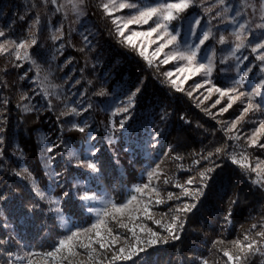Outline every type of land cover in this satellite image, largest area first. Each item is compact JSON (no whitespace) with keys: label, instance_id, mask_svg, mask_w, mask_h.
I'll return each mask as SVG.
<instances>
[{"label":"trees","instance_id":"1","mask_svg":"<svg viewBox=\"0 0 264 264\" xmlns=\"http://www.w3.org/2000/svg\"><path fill=\"white\" fill-rule=\"evenodd\" d=\"M100 5V0H84L85 13L80 17L69 0H57L56 4L45 0H0V30L6 33L0 43L29 38L30 25L39 18L38 27L32 29L38 46L28 50L39 65L38 77L31 60H16L10 53L0 55V193L6 196L0 201V264H29V260L33 264H59L44 254L53 251L59 240L72 231L96 221L89 207L104 206L97 200L82 201L80 196L87 192L116 203H124L132 195L141 198L134 188L149 183L148 173L157 164L162 175L151 183L165 202L150 205L155 217L159 219L162 213L170 217L185 203H196V207L182 216L185 226L179 231L180 239L148 247L131 260L117 264H201L205 259L209 264H228L224 251L237 254L238 250L227 242L242 240L244 235L255 237L264 223V187L252 183L257 174L229 159L231 154L245 152L252 167L264 161V148L247 146L252 116L244 117L231 133L226 132L225 127L238 115L237 104L219 114L220 105L213 107L210 100L200 103L202 99L194 93L188 95V86L177 91L164 76L168 65L155 61L150 65L139 55L138 48L126 44ZM191 12L188 8L180 18ZM56 28H61L62 36L53 41ZM215 50L218 54L219 47L215 46ZM218 58L216 55L212 77L225 86L231 85L222 76ZM247 61L240 63V70H247ZM256 68L252 66L253 71L243 80L245 91H251L264 78ZM239 73L240 79L242 72ZM37 79L41 83L34 82ZM136 87L141 91L129 112L113 115ZM41 88L47 90L48 99ZM100 92L104 95H98ZM25 93L28 99L22 100ZM256 99L264 105V99ZM72 106L80 111L79 116H60ZM256 113L264 115V107ZM125 116L127 120L121 128L120 121ZM72 123L85 131L69 130ZM257 143H264V132ZM221 146H226L227 155L201 159ZM77 160L94 162L97 171L78 166ZM196 160L200 162L195 164ZM215 165L219 167L209 174L205 194L199 201L181 195L176 183L184 184L189 177H197V183L189 186L195 189L199 173ZM23 169L31 173V179L15 175ZM165 178L171 183L165 184ZM33 183L47 199L35 194ZM168 193L180 199L168 200ZM142 199L147 200V196ZM232 199L238 202L231 206L232 215L226 222ZM50 200L59 201V213ZM140 222L166 236L151 220ZM253 224L257 227L252 228ZM112 227L130 237L124 229L114 224ZM217 240L226 243L214 247ZM80 251L79 259L87 264V254ZM247 264H264V255L248 257Z\"/></svg>","mask_w":264,"mask_h":264},{"label":"snow or ice","instance_id":"2","mask_svg":"<svg viewBox=\"0 0 264 264\" xmlns=\"http://www.w3.org/2000/svg\"><path fill=\"white\" fill-rule=\"evenodd\" d=\"M45 2L56 4L57 0H45ZM79 2L83 3V0H79ZM194 3L195 0H149L147 3L144 2V0H107V2H103L100 6L104 13L110 17L113 16L114 12L123 9L136 10L135 15L127 18L119 16L114 17L112 23L116 25L118 35L123 37L124 42L134 49L137 48L134 37H143L147 40V46L141 43L137 50L139 55L147 60L150 65L154 59L160 57L161 53L164 52L166 48L171 46L173 50L165 53L163 59H160L159 62L165 65L173 61L184 62L181 66H178L175 69L176 73H186V75L183 76V80H180L179 84L177 83L179 77H177V79H172L174 75L173 72L169 71L164 73V76L169 79V83L175 87L177 91L183 90L181 85L191 76L197 74H211L216 50L215 48L207 49V41L212 39L220 45H228L229 36L234 37V42L228 51V56H225L221 60V63L227 62L230 58H235L238 62L236 67L242 72V76L240 79L234 81V86L231 88H214V90L219 93L220 97H228L227 106L222 107L219 114L227 112L235 101L241 100L242 98H246L247 100V106L243 109L241 116L237 118V120L231 122L230 126L225 127V131L231 133L237 128V125L244 119L247 113L250 111H258L264 107V105L254 102L257 96L264 99V78H261L259 83H257L251 91H245L243 80L244 78L249 77V74L253 69L252 67L246 66L247 70H240L239 64L244 60H247L248 57L245 56L241 58L236 55L241 49L251 46V52L255 54V59L260 62L258 65L260 73H264V0H257V3H242L243 7H250L253 9V15L257 12L259 13V20L261 22L255 23V29L261 30L262 38L254 44H252V41L248 39V35L246 34L249 33V25L254 21L244 19L247 14L242 12L240 8H234L227 5L225 0H217V6L222 8V11H217L212 19H219L222 24L231 25L232 28L229 32V36H226L221 32L217 38L211 28L207 30L200 29L201 21L199 18H196L194 23H191L187 30L184 31L185 37H191L194 39H184L182 42L179 41L178 38L181 36V30L170 29V26L173 21L180 19V14L185 12V10L191 7ZM73 7L76 8V5L74 4ZM59 10L60 8L57 7V11ZM206 11H211V9H206ZM229 11H232L233 15L228 16L227 14ZM20 19L23 20L24 17L21 16ZM149 21H153L155 26H150L148 31L133 32L131 35L125 36L124 30L128 29L130 24H148ZM38 25L39 18L37 17L33 24L30 25L29 38L23 39L19 42L5 39L4 42L0 43V55L10 53L15 55L16 60H31V62L36 65L37 77L39 76V65L36 64L35 60L31 59L28 50L38 46L35 33L32 31V29L37 28ZM198 29L200 30L198 31ZM224 31H228V28L226 27ZM154 34L155 38H153ZM5 36L6 33L3 30H0V37ZM61 36V28H56L52 39L53 41H56L60 39ZM84 39L87 41L88 37L86 36ZM158 41L160 43H158ZM246 41L248 42L247 44ZM181 43L183 46H181ZM152 44H157V47L151 53L152 59H149V56L146 55V53L148 52V46ZM61 47H63V45H61ZM209 52L211 54H209ZM204 61H207V63ZM16 66L19 67L20 65ZM26 75L27 73H25V76ZM46 78L47 77H45V79ZM21 79H24V77H21ZM34 82L41 83L39 79ZM76 83L79 84L80 81H76ZM142 83L143 81H141V84ZM205 83H210V81H206ZM200 87H202V85H196V88ZM140 91L141 88L136 87V89L128 96L127 102L122 106L117 107L113 115L128 113L129 109L134 105V98ZM193 91H195V89ZM211 91H213V89H209V92ZM41 93L44 95L45 99H48L49 94L45 88H41ZM98 95H104V93L100 92ZM188 95L191 96L192 92H188ZM21 99H28L27 93L22 95ZM204 99H208V97H204ZM77 103H79V101H77ZM200 103H203V100H201ZM219 103L220 100L218 99L216 104ZM89 107H91V105H89ZM213 107H215V104ZM48 108L49 110L52 108L51 100H49ZM25 110L28 111L31 109L26 108ZM84 111H87V109H84ZM205 111L207 112V109H205ZM72 115H80V111H78L75 106L67 108L66 111L60 113V116ZM164 118L165 116H161L162 120ZM181 119L183 120L185 118L181 116ZM126 120V116L121 119V128L124 127ZM69 130L84 132L85 128L80 127L76 123H72L71 129ZM2 131L3 129L0 128V132ZM261 132H264V120L260 121V127L251 137L248 138V147L264 148V144L257 143L259 139L258 134ZM230 139L239 140L240 137L230 136ZM2 143L3 139L0 138V144ZM48 151L51 152L52 148H48ZM221 154H228L226 146L217 147L214 152H209L207 156H202L201 159L210 160L214 155L219 156ZM93 155H95V153H93ZM175 158L181 159L179 156ZM229 159L241 169L256 173L257 179L253 180L252 183L264 187V161H258L255 164V167H252L249 163V156L245 152L231 154L229 155ZM199 162V160L194 161L195 164H198ZM77 165L86 167L93 172L97 171L96 164L90 160H77ZM215 167H219V165L209 167L199 173V186L195 189H192L189 186L197 183V177H189L184 184L176 183L175 186L181 189V195L191 196L194 201H199L200 197L205 194L204 190L207 187V181L210 178L209 174L215 171ZM15 175L31 179V173H29L27 169L15 172ZM55 175L58 176L59 173H55ZM161 175L162 170L160 165L157 164L156 167L148 173L149 183L134 188V192L139 193L141 198L132 195L124 203H116L108 199L103 202L104 206L102 208L89 207L88 211L94 212L97 216L96 221L89 227L78 228L75 231H72L70 235L60 239L53 251L44 254L45 257L51 258L54 262L59 261V264H85L83 260L79 259L82 255L80 250H83V252L87 254V264H105V260H107V264H117L118 261L131 260L134 256H138L139 253L146 251L148 247L159 243H168L169 239H180L179 231H182L185 226L182 216L191 212L192 209L196 207V203H185L183 206L173 210L176 214H172L169 217L167 213H162L160 214V218L157 219L151 211L150 205L153 203L161 204L165 201L164 198L161 197L159 189L151 182L153 179H159ZM164 183H171V180L165 178ZM33 191L41 199H47L45 192L35 183H33ZM64 195L67 196L68 193H65ZM153 195L155 196L154 200ZM144 196H147V200L142 199ZM5 199L6 196L0 193V201H4ZM80 199L88 202L96 200L98 197L94 194H88L85 192L80 196ZM167 199H180V196L168 193ZM49 202L57 205L55 211L58 213L61 211L58 206V200H50ZM237 202L236 199L230 200L229 210L225 215L226 222L229 221L232 215L231 206ZM35 207H37V205H33V208ZM33 208H30L29 211H32ZM143 220H151L152 223L156 224L163 230V233H166V236L162 235L160 231H154L146 224L140 222ZM113 224L116 228L124 229L127 233H130V237L115 232L112 227ZM256 227V224L252 225V228ZM259 228L260 230L255 233V237H259V239L250 235H244L242 240L237 238L227 242L238 250L237 254L224 251V255L228 257V264H247L248 257L255 255L256 253L264 255V223H261ZM225 243L224 240H217L213 242V246L217 247V245ZM217 250L220 249L218 248ZM109 253L110 255H108ZM29 264H33V262L29 260ZM201 264H209V262L205 259L201 261Z\"/></svg>","mask_w":264,"mask_h":264},{"label":"rangeland","instance_id":"3","mask_svg":"<svg viewBox=\"0 0 264 264\" xmlns=\"http://www.w3.org/2000/svg\"><path fill=\"white\" fill-rule=\"evenodd\" d=\"M69 1L72 4V6L74 4L76 5V8L73 7L75 13L80 17L83 16L85 13L84 0H83V3H80L79 0H69ZM100 1H101V4L103 2H107V0H100ZM144 2L147 3V2H149V0H144ZM243 2L257 3V0H225V3L227 5L234 7V8H240L242 12L246 13L247 15H245L244 19L254 21L253 23H251L249 25V33H246L248 35V39L250 41H252V44H254L259 39L262 38L261 37V30L255 29V23L261 22L259 20V13L257 12L255 15H253L252 14L253 9L250 7H243L242 6ZM189 8H191L192 12L187 17L180 18L178 21H173L171 26H170V29H180L181 30V36L178 38L179 41L182 42L184 39H194L191 37H185L184 31L187 30V28L189 27V25L191 23H194V20L196 18H199L201 21L200 29L207 30V29L211 28L212 31L216 34L217 38L219 37L221 32H223L224 35L229 36V32L231 31L232 26L222 24L219 19H212V17L215 15V13L217 11H222V8L217 6V0H195V3ZM209 8L211 9V11H206V9H209ZM135 14H136V10H134V9H123V10L114 12L113 16H111V19L113 20V18L116 16L127 18V17H130V16L135 15ZM227 15L231 16V15H233V12L229 11V13ZM241 22H243V21H241ZM114 26H115V30L117 32L116 25H114ZM150 26H152V27L155 26L153 21H149L148 24H130L128 29L124 30V34H125V36H128V35H131L133 32H146L149 30ZM226 27L228 28V31H224V29ZM200 29H198V31ZM218 29H219V31H218ZM153 38H155V34L153 35ZM134 40H135L137 48L140 47L141 43H143L144 45L147 46V40H145L143 37H134ZM233 42H234V37H231V36H229V44L228 45H220V44L216 43L215 40H212V39H210L209 41L206 42V48L207 49L215 48V46L219 47V52H218V54L215 53V56L216 55L219 56L218 62L222 66V68L220 67V71L222 72V76H224L223 78L229 79V81H231L230 82L231 85L229 84L228 86H225L221 83H218V81L213 79L212 76H213V72H214L215 67H216V60L217 59H214V61H213V69H212V72L210 75L197 74V75L191 76L188 80L184 81V83L181 85V86H188L190 88L191 92L194 93L196 97L201 98L202 100H210L212 105H214V104H215V106L220 105L221 106L220 109L222 107L227 106L228 97H220L219 93L216 92L214 90V88H216V87H219L222 89L231 88L234 86L233 85L234 81L238 80L239 76H240L239 70L236 67L238 62L235 58H230L227 62L221 63V60L225 56H228V51H229L230 47L232 46ZM158 43H160V42L158 41ZM247 43L248 42L246 41V44ZM181 46H183L182 43H181ZM156 47H157V44H152V45L148 46V52L146 53V55L149 56V59H152L151 53L154 51V49ZM172 50L173 49L171 48V46L169 48H166L164 50V52L161 53L160 57L157 59H154L153 61L159 62L160 59H163V56L165 53H168ZM209 54H211V53L209 52ZM236 55L239 57L240 56H243V57L247 56L248 57L247 66L248 67L257 66L256 72L257 73L260 72L259 66H258L260 64V62L255 59V54H253L251 52V46L246 47L244 49H241ZM204 62L207 63V61H204ZM183 63L184 62H182V61H173V62L166 64V65H168L167 72L171 71L174 73L172 79H177V77H179V79L177 80L178 84L180 83V80H183V76L186 75V73L185 74L176 73L175 69H176V67L181 66ZM239 69H241L240 64H239ZM229 75H230V77H229ZM206 81H210V83H205ZM197 84L202 85V87L196 88ZM194 89H195V91H193ZM209 89H213V91L209 92ZM204 97H208V99H204ZM218 99L220 100V103L216 104V101ZM254 102L258 103V100L255 98ZM234 103L237 104V107L235 110L238 111V115L235 117V119L233 121L237 120V118H239L241 116L243 109L247 106V100H246V98H242L241 100H237ZM256 112L257 111H250L249 113H247L245 115V117L252 116L251 118H249V119H251V122H252L251 123L252 128L249 131L250 137L260 127V121L264 120V115L256 113ZM262 133L263 132L259 133L258 135L261 136ZM96 200H97L98 205L102 204L105 201L102 198H98ZM96 208H98V207H96Z\"/></svg>","mask_w":264,"mask_h":264}]
</instances>
